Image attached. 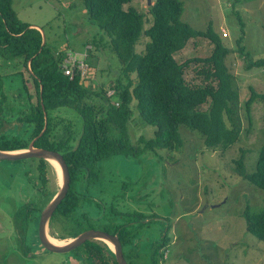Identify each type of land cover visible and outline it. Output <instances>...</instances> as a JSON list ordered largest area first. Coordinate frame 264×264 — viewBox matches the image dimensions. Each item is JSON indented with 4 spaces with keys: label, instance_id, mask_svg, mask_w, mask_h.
<instances>
[{
    "label": "rangeland",
    "instance_id": "374dc122",
    "mask_svg": "<svg viewBox=\"0 0 264 264\" xmlns=\"http://www.w3.org/2000/svg\"><path fill=\"white\" fill-rule=\"evenodd\" d=\"M149 1L151 4V0H130L124 6L142 14V29L149 26L151 19ZM181 1V21L199 30H204L211 22L224 44L231 48L225 63L233 73V83L238 90L243 119L240 139L224 152L210 151L195 132L181 126L182 146L178 151L170 153L161 149L156 154L143 151L137 160L125 155L105 157L98 163V182L83 185L80 209L87 214L94 229H110L112 224L121 222L124 215L114 217L110 214L111 207L124 213L152 214L136 242L147 248L167 231L165 262L161 264H264V240H258L246 230L243 217L246 208L256 211L264 207V192L233 171V160L242 149L246 151L245 168L247 172L253 171L264 140L262 104L257 101L252 105L251 123L245 119L242 107L250 96L249 87L258 93L264 92V69H244L246 53L251 59L264 58V0ZM12 8L22 22L41 32L55 55L63 49L64 66L71 65L74 59L72 76L79 72L83 85L90 89H97L104 81L101 85L106 95L114 93L111 85L122 65L112 51L106 32L99 30L97 20L88 18L81 0H12ZM239 21L244 23L240 43L246 51L243 54L236 51V39L241 33ZM143 38L140 44H135V50L143 48ZM93 41L99 42L94 45ZM210 49L207 39L191 38L174 53V58L180 62L203 56ZM60 68L64 71L62 65ZM195 68V63L191 62L185 70L184 77L189 83L200 81L201 75ZM21 69V58L0 55V90L7 96L0 143L15 138L18 146L26 143L28 146L33 125L17 121L27 105L24 97L16 96L22 85L21 74L17 73ZM121 78H124L122 71ZM50 113L56 120L61 118L63 124L73 125L70 130L72 145L75 144L81 134L80 115L69 107ZM98 114L102 116L101 112ZM152 135L153 127L143 126L136 114L125 133L134 146L140 143V138ZM38 174L33 159L0 160V264H92L83 249L52 253L36 239L34 226L37 232L40 213L49 202H46V194L50 193L48 196L52 199L61 184V174L58 175L51 163L45 183ZM123 181L132 183L126 191L122 189ZM26 205L33 207L31 221L20 225L18 214ZM46 234L51 236L49 227ZM70 239L59 240L66 243ZM138 258L130 259L138 262Z\"/></svg>",
    "mask_w": 264,
    "mask_h": 264
},
{
    "label": "trees",
    "instance_id": "16d2710c",
    "mask_svg": "<svg viewBox=\"0 0 264 264\" xmlns=\"http://www.w3.org/2000/svg\"><path fill=\"white\" fill-rule=\"evenodd\" d=\"M81 1L88 18L97 20L99 30L106 32L112 51L122 65L120 74L111 85L114 94L109 97L101 85L104 81L97 89H90L83 85L79 72H74L72 77L64 74L60 68L66 56L63 49L55 55L47 39L43 40L41 32L17 17L12 0H0V55L21 58V71L26 74L17 72L21 74L22 85L16 96L24 97L27 103L17 121L33 125L31 139L34 140V147L61 153L68 166L70 183L67 194L48 222L50 235L61 240L95 228L89 223L87 214L80 209L84 199L80 194L83 185L98 182V163L101 159L125 155L137 160L143 151L155 154L161 149L170 153L178 151L182 146L181 126L195 132L203 140L206 149L224 152L239 141L243 130L238 90L233 83V73L225 63L231 48L224 44L211 22L204 30L195 29L180 20L181 0H151L148 8L151 14L149 26L142 29V14L133 7H124L130 0ZM239 22L241 33L236 39V51L243 54L246 51L240 43L244 35V23ZM142 37L145 40L143 48L135 50V44ZM197 37L208 40L210 52L177 61L174 53L183 48L189 39ZM93 42L97 45L99 41ZM247 54L244 69H264V58L251 59ZM191 62L196 65V73L201 75L199 83H189L184 77ZM249 90L250 96L242 105L244 117L248 123L252 122V105L259 101L263 107L261 120L264 131V92L258 93L251 87ZM6 97L0 90V125ZM202 106L206 107L201 109ZM61 107L72 108L81 117V134L73 145L70 130L73 125L63 124L61 118L56 120L50 113ZM100 112L102 116L98 114ZM135 114L143 126L153 127V135L140 138V143L134 146L130 145L125 133ZM60 131L62 133L58 136ZM25 147L27 143L18 146L15 138L0 143V150ZM245 152L242 149L233 160V171L264 192V140L251 172L245 168ZM28 159L36 161L38 176L45 183L50 163L44 159ZM131 184L123 181V191ZM49 194H46V202L50 199ZM31 209L33 207L26 205L19 212L20 225L30 223ZM110 214L124 217L121 222L112 224L110 229L104 227L101 230L118 235L127 264L165 262L167 231L147 248L136 242L141 229L148 226L152 214L135 211L124 213L115 207H111ZM243 217L246 230L258 240H264V207L256 211L246 208ZM34 232L39 241L36 226ZM76 249H83L86 259L92 264H117L114 253L101 240H88ZM137 256L140 257L138 262L130 259Z\"/></svg>",
    "mask_w": 264,
    "mask_h": 264
},
{
    "label": "water",
    "instance_id": "95a60500",
    "mask_svg": "<svg viewBox=\"0 0 264 264\" xmlns=\"http://www.w3.org/2000/svg\"><path fill=\"white\" fill-rule=\"evenodd\" d=\"M150 4V1L148 2ZM44 40V36L42 35ZM32 140L25 150H15V151H6L0 150V160H23L28 158H37L44 159L50 162V160H54L57 162L61 174V184L53 196V198L47 203V205L42 209L38 224H37V233L38 239L43 246V248L52 253H67L85 243L88 240H101L105 243H111L113 245L112 251L114 253L115 260L117 264H127L122 251V245L118 238L117 234L109 233L105 230L101 229H87L71 238L68 242L63 243L61 245H55L48 241L47 234L48 233V222L53 212L59 205V203L66 196L70 177L68 166L62 156L61 153L49 150L45 148H38L33 146Z\"/></svg>",
    "mask_w": 264,
    "mask_h": 264
},
{
    "label": "bare ground",
    "instance_id": "6f19581e",
    "mask_svg": "<svg viewBox=\"0 0 264 264\" xmlns=\"http://www.w3.org/2000/svg\"><path fill=\"white\" fill-rule=\"evenodd\" d=\"M77 50H80V49H77ZM62 65V64H61ZM114 94V93H113ZM107 97H109V96H107ZM18 150V149H17ZM10 151V150H9ZM50 163L51 164H53V166L55 167V169L57 170V173H58V175H60V172H59V166H58V164H57V162L56 161H54V160H50ZM59 178V177H58ZM51 200V198L49 199V201ZM38 224V223H37ZM37 236H38V233H37ZM47 239H48V241L49 242H51L52 244H55V245H61V244H63V241H61V240H59V239H56V238H54V237H51V236H47ZM105 243V242H104ZM107 244V243H106ZM108 245V247L110 248V249H112L113 248V245L111 244V243H108L107 244Z\"/></svg>",
    "mask_w": 264,
    "mask_h": 264
},
{
    "label": "built area",
    "instance_id": "2783aa9c",
    "mask_svg": "<svg viewBox=\"0 0 264 264\" xmlns=\"http://www.w3.org/2000/svg\"><path fill=\"white\" fill-rule=\"evenodd\" d=\"M62 67L64 68V74H70L69 76H72V73H73V68H74V59L72 61V64L71 65H65L62 64Z\"/></svg>",
    "mask_w": 264,
    "mask_h": 264
},
{
    "label": "clouds",
    "instance_id": "9594fccd",
    "mask_svg": "<svg viewBox=\"0 0 264 264\" xmlns=\"http://www.w3.org/2000/svg\"><path fill=\"white\" fill-rule=\"evenodd\" d=\"M112 250V249H111ZM113 252V251H112Z\"/></svg>",
    "mask_w": 264,
    "mask_h": 264
}]
</instances>
